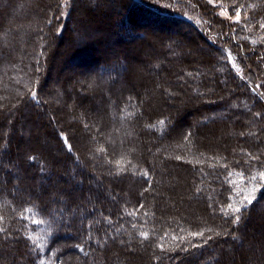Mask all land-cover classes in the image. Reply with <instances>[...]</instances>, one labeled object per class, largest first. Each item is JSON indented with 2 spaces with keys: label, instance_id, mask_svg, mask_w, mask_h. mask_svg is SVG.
<instances>
[{
  "label": "trees",
  "instance_id": "obj_1",
  "mask_svg": "<svg viewBox=\"0 0 264 264\" xmlns=\"http://www.w3.org/2000/svg\"><path fill=\"white\" fill-rule=\"evenodd\" d=\"M260 173L264 0H0V264H264Z\"/></svg>",
  "mask_w": 264,
  "mask_h": 264
},
{
  "label": "snow or ice",
  "instance_id": "obj_2",
  "mask_svg": "<svg viewBox=\"0 0 264 264\" xmlns=\"http://www.w3.org/2000/svg\"><path fill=\"white\" fill-rule=\"evenodd\" d=\"M209 2H211V0H209ZM239 18H240V14H239V12H237L236 13V19H237V21L239 20ZM161 123H163V122H161ZM260 178L261 179H264V173H260ZM252 179H256V177H252ZM245 200L247 201V204H242V207L246 209L247 208V205H250L252 203V200L251 199H248V197H245ZM228 207H229V209L232 210L233 214H236V213H240L241 212V207L232 208V205L231 204H229ZM239 220H240V216L239 215H235L234 222L235 223H238ZM2 231H3V229H0V232H2ZM142 235H144L145 237L147 236L146 233H142ZM198 235H203V233H198ZM42 264H43V262H42Z\"/></svg>",
  "mask_w": 264,
  "mask_h": 264
},
{
  "label": "rangeland",
  "instance_id": "obj_3",
  "mask_svg": "<svg viewBox=\"0 0 264 264\" xmlns=\"http://www.w3.org/2000/svg\"><path fill=\"white\" fill-rule=\"evenodd\" d=\"M221 8V7H220ZM224 11H223V9L221 8V10H220V13H222V14H224L223 13ZM228 55H229V59H230V61H231V63H233V65H234V68L237 70V71H239V73H241V71L239 70L240 68L234 63V60H233V57H232V55L228 52ZM69 72H72V71H69ZM68 75V74H67ZM242 191H244V196L243 197H245L246 196V194L250 191V188L246 191V190H242ZM263 235H264V231H263V233H262ZM255 237H257V238H259V240L257 239V243H256V246H261L262 244H264V242L261 240L260 241V237L261 236H255ZM249 258V256L247 257V259ZM238 261H234V264H236Z\"/></svg>",
  "mask_w": 264,
  "mask_h": 264
}]
</instances>
